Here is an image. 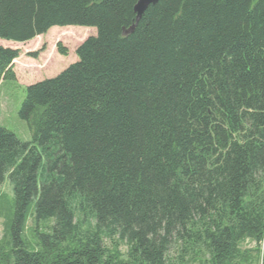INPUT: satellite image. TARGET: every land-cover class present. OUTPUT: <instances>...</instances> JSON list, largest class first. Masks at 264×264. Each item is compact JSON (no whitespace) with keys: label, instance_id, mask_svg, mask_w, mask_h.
<instances>
[{"label":"trees","instance_id":"1","mask_svg":"<svg viewBox=\"0 0 264 264\" xmlns=\"http://www.w3.org/2000/svg\"><path fill=\"white\" fill-rule=\"evenodd\" d=\"M137 1L0 0V41L96 32L25 88L31 141L0 127L7 264H264V0H159L124 36Z\"/></svg>","mask_w":264,"mask_h":264},{"label":"rangeland","instance_id":"2","mask_svg":"<svg viewBox=\"0 0 264 264\" xmlns=\"http://www.w3.org/2000/svg\"><path fill=\"white\" fill-rule=\"evenodd\" d=\"M94 28L84 27H54L46 34L38 36L26 43L0 41L4 48L19 52L13 62L15 81L6 80L0 85V127L12 132L20 141H31V133L25 121L19 117L21 104L25 96V88L38 82L56 77L70 65L76 63L75 51L86 39L94 37ZM60 44L66 50V56L57 53L56 46ZM1 46V47H2ZM35 57H32L33 55ZM13 213L12 188L5 178L0 185V264H7V249L11 247L12 231L8 219ZM9 228V229H8ZM42 230V225L36 228L32 220H28L24 233L26 242L31 244L32 237ZM11 243V245H10ZM244 248H252L253 244H244ZM121 252L125 251L123 244L119 245Z\"/></svg>","mask_w":264,"mask_h":264},{"label":"water","instance_id":"3","mask_svg":"<svg viewBox=\"0 0 264 264\" xmlns=\"http://www.w3.org/2000/svg\"><path fill=\"white\" fill-rule=\"evenodd\" d=\"M159 0H138L137 3L134 6V14H135V19H134V24L126 31L123 32L124 36L129 35L135 25L137 24V22L141 19V17L143 16V14L145 13V11L151 7L154 6L158 3Z\"/></svg>","mask_w":264,"mask_h":264},{"label":"crops","instance_id":"4","mask_svg":"<svg viewBox=\"0 0 264 264\" xmlns=\"http://www.w3.org/2000/svg\"><path fill=\"white\" fill-rule=\"evenodd\" d=\"M2 45H3V44L0 42V46H2ZM2 47H4V46H2ZM2 83H4V82H1L0 85H1Z\"/></svg>","mask_w":264,"mask_h":264}]
</instances>
